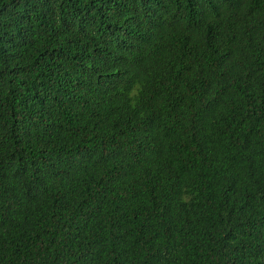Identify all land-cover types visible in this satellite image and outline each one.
Wrapping results in <instances>:
<instances>
[{"label": "trees", "instance_id": "1", "mask_svg": "<svg viewBox=\"0 0 264 264\" xmlns=\"http://www.w3.org/2000/svg\"><path fill=\"white\" fill-rule=\"evenodd\" d=\"M0 264H264V0H0Z\"/></svg>", "mask_w": 264, "mask_h": 264}]
</instances>
